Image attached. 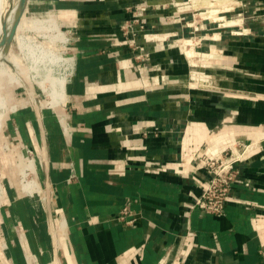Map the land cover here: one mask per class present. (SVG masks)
Instances as JSON below:
<instances>
[{
	"label": "crops",
	"instance_id": "1",
	"mask_svg": "<svg viewBox=\"0 0 264 264\" xmlns=\"http://www.w3.org/2000/svg\"><path fill=\"white\" fill-rule=\"evenodd\" d=\"M34 1L69 25L74 65L56 109L7 117L48 197L3 178L0 264H264V0H206L226 11L201 13L207 33L185 0ZM145 1L165 34L142 61L121 26ZM243 144L225 214L196 207L209 177L197 157ZM127 203L134 225L117 218Z\"/></svg>",
	"mask_w": 264,
	"mask_h": 264
},
{
	"label": "rangeland",
	"instance_id": "2",
	"mask_svg": "<svg viewBox=\"0 0 264 264\" xmlns=\"http://www.w3.org/2000/svg\"><path fill=\"white\" fill-rule=\"evenodd\" d=\"M185 1H189L187 4L191 6L185 8V11H190L187 15L193 13L197 14L198 16L196 15V19L198 21H206L207 23H210V25L206 27L204 31L206 33L213 32L212 28L217 26L215 25L216 20L213 18H207L201 14L202 12H205L207 13L206 16L210 15L209 12L213 7L207 4L206 0H196L195 2L194 0ZM187 4L185 3V6ZM14 5L15 0H5L4 16H6L10 10L14 8ZM44 5L46 6V4ZM41 6L42 4H37L34 0L29 3L27 2L23 13L20 11L19 14V16L21 15L20 23H23L22 27H19V23V28H17L15 37L11 39V42L8 46H3L6 52L5 61L7 67L5 68L6 72H4L0 78V183H2L3 178L11 175H17L19 181H21L23 172L20 166L17 164V159L19 158L20 154H25L27 156V160L32 163L33 167H36L37 165L36 159L31 156L29 152H27V149L18 148L17 145L11 144L8 141V138L5 139L4 130L6 129L5 127L7 117L14 110L23 105H54L53 103L42 104L44 100H47L49 99L48 97H50L49 92L43 88L45 87L44 84H42L43 76L45 73L48 75H53L55 73L56 75H60L61 73H70L73 71L74 59L72 57L69 44L71 41V37L69 35L70 27L66 23H63L64 20H61V16L56 10H50L54 14L50 13L49 11L44 12L42 11ZM199 25L200 24H198V26ZM194 26H197V24L194 23ZM160 34L165 33H153V35ZM180 37L181 36H176L175 39ZM3 38L4 35L0 37L1 47ZM41 44L46 50L52 48L58 53L59 56L61 55L63 57V60L58 66H51L50 70L45 71L49 67V63H42L46 57L44 53L39 51L37 47ZM31 52H33L34 57L41 63L38 65L39 70H35L33 68L32 58L30 60V57H32ZM36 72L40 75H38ZM32 96L34 99H32ZM14 147L15 149H13ZM240 147L241 146H239V148ZM32 174H37L35 169H33ZM36 181L39 183L38 188L40 189V182L37 178ZM40 194L45 199L48 197L42 188Z\"/></svg>",
	"mask_w": 264,
	"mask_h": 264
},
{
	"label": "built area",
	"instance_id": "3",
	"mask_svg": "<svg viewBox=\"0 0 264 264\" xmlns=\"http://www.w3.org/2000/svg\"><path fill=\"white\" fill-rule=\"evenodd\" d=\"M148 7L149 4L147 1L130 7V17L121 26L123 43L136 51V58L142 61L149 59L151 56L152 52L149 51L148 45L153 44L154 51L158 48L157 41L148 39V35L154 33L146 20ZM198 28V26H195V29ZM177 46L181 48L179 45ZM199 78L202 79L201 74ZM250 146L249 144H243L237 150L238 152L230 148L224 149L215 156H209L205 153L197 157L199 163L198 169L206 170L209 177L205 190L196 201V207L217 216H223L225 214L232 185L238 176L236 165L246 158V154L251 151L249 149ZM26 149L34 157L33 151L29 148ZM117 218L120 222L127 225H134L138 217L137 213L131 208L130 203H127L122 207Z\"/></svg>",
	"mask_w": 264,
	"mask_h": 264
},
{
	"label": "bare ground",
	"instance_id": "4",
	"mask_svg": "<svg viewBox=\"0 0 264 264\" xmlns=\"http://www.w3.org/2000/svg\"><path fill=\"white\" fill-rule=\"evenodd\" d=\"M209 2H210V0H209ZM213 2H214V0H213ZM215 3H216V0H215ZM227 3H229V2H227ZM209 4H211V3H209ZM228 5H229V8L232 7L231 4H228ZM213 7L214 8H211V11H210L211 17L218 18V17L224 16V12H223L224 8L223 7L220 9H219V7L218 8H216L215 6H213ZM20 11H21V0H15L14 8L12 10H10V12L6 16H4L5 0H0V37L6 33V37L8 38V34L10 33L12 26L16 22L19 14H20ZM219 20H220V18H219ZM229 22H228V24H229ZM233 22H235V21H233ZM236 23H237V21H236ZM224 24H226V23H224ZM230 24H233V23L231 22ZM22 25H23V23H20L19 27L21 28ZM154 36L155 35L150 34V35H148V39L150 40V38H152ZM180 41H182V40H180ZM188 45H189V41H188ZM192 46H194V45H192ZM37 47H38L39 51H42L46 57L44 59V61L43 62L41 61V62L42 63H44V62L49 63V67L45 71L50 70L51 66H53V67L58 66L60 64V62L63 60V57L61 55L59 56L58 53L55 50H53L52 48H50L49 50H46L42 44L38 45ZM32 54H33V52H31L32 57H30V60L32 58L33 68L35 70H39L38 65L40 62L34 57V54L33 55ZM5 59H6L5 49L3 48V46L2 47L0 46V78L2 77V74L4 72H6L5 68L7 66H6ZM38 75H40V74H38ZM69 77H70V73H61L60 75H56V73L53 75H48L47 73H45V75L42 78V83L44 84L45 88L49 92L50 97H48L49 99L44 100L42 104L53 103L55 101L56 102H64L66 97H67L66 87H67ZM32 99H34L33 96H32ZM51 107L55 108L54 105H52ZM66 120H67V118H66ZM220 152L221 151H219V150L210 151V149H208V150H206V155L215 156V155L219 154ZM18 163H19V166L23 172L21 180H22V184H23L24 188L26 189V191L28 192L29 195L34 194L35 192H37V188L39 187V183H37V181H36V178H37L36 174L33 175L32 171H33V169H35V171L37 172V165H36V167L35 166L33 167L32 163H30V161L27 160V156L25 154H20V156L18 158ZM23 175H24V178H23ZM39 192L41 193V188L40 189L38 188V193Z\"/></svg>",
	"mask_w": 264,
	"mask_h": 264
},
{
	"label": "water",
	"instance_id": "5",
	"mask_svg": "<svg viewBox=\"0 0 264 264\" xmlns=\"http://www.w3.org/2000/svg\"><path fill=\"white\" fill-rule=\"evenodd\" d=\"M28 0H21V11L23 13L25 6L27 4ZM20 17L21 15L17 18V21L14 23V25L12 26L10 33L8 34V39L6 38V33L4 34V38L1 42L2 46H8L9 43L11 42V39L15 37L18 25L20 23Z\"/></svg>",
	"mask_w": 264,
	"mask_h": 264
}]
</instances>
